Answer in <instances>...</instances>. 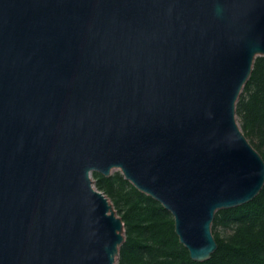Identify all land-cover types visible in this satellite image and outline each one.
<instances>
[{
	"label": "water",
	"instance_id": "obj_1",
	"mask_svg": "<svg viewBox=\"0 0 264 264\" xmlns=\"http://www.w3.org/2000/svg\"><path fill=\"white\" fill-rule=\"evenodd\" d=\"M264 56V0H0V264H117L118 169L194 261L264 158L237 102Z\"/></svg>",
	"mask_w": 264,
	"mask_h": 264
},
{
	"label": "trees",
	"instance_id": "obj_2",
	"mask_svg": "<svg viewBox=\"0 0 264 264\" xmlns=\"http://www.w3.org/2000/svg\"><path fill=\"white\" fill-rule=\"evenodd\" d=\"M237 118L264 158V56L254 62L237 102ZM93 176L125 224L117 264H264V187L252 201L217 211L212 231L218 248L201 262L192 260L175 232L172 214L160 202L139 191L120 171Z\"/></svg>",
	"mask_w": 264,
	"mask_h": 264
},
{
	"label": "rangeland",
	"instance_id": "obj_3",
	"mask_svg": "<svg viewBox=\"0 0 264 264\" xmlns=\"http://www.w3.org/2000/svg\"><path fill=\"white\" fill-rule=\"evenodd\" d=\"M115 171H119L118 169H115L113 172H115ZM93 179H94V181H95V178H94V176H93ZM115 208V207H114ZM116 209V208H115Z\"/></svg>",
	"mask_w": 264,
	"mask_h": 264
}]
</instances>
